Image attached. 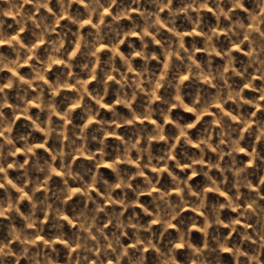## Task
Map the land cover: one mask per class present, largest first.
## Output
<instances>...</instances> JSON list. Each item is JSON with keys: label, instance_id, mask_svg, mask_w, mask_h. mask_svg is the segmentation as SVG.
Instances as JSON below:
<instances>
[{"label": "clouds", "instance_id": "9594fccd", "mask_svg": "<svg viewBox=\"0 0 264 264\" xmlns=\"http://www.w3.org/2000/svg\"><path fill=\"white\" fill-rule=\"evenodd\" d=\"M0 264H264V0H0Z\"/></svg>", "mask_w": 264, "mask_h": 264}, {"label": "rangeland", "instance_id": "374dc122", "mask_svg": "<svg viewBox=\"0 0 264 264\" xmlns=\"http://www.w3.org/2000/svg\"><path fill=\"white\" fill-rule=\"evenodd\" d=\"M35 111V110H34ZM186 116H189L190 114H185ZM102 171H104L105 173H106V175H108L109 176V178H111V174H110V172L107 170V169H102ZM200 178L199 177H197V178H194V183L197 181V180H199ZM194 239H198V235L197 234H194Z\"/></svg>", "mask_w": 264, "mask_h": 264}]
</instances>
